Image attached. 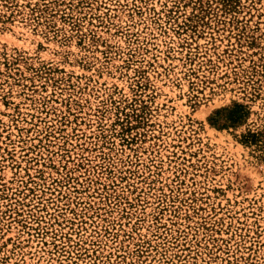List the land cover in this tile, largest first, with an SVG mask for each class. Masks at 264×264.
I'll return each instance as SVG.
<instances>
[{"label":"rangeland","instance_id":"1","mask_svg":"<svg viewBox=\"0 0 264 264\" xmlns=\"http://www.w3.org/2000/svg\"><path fill=\"white\" fill-rule=\"evenodd\" d=\"M0 264H264V0H0Z\"/></svg>","mask_w":264,"mask_h":264},{"label":"trees","instance_id":"2","mask_svg":"<svg viewBox=\"0 0 264 264\" xmlns=\"http://www.w3.org/2000/svg\"><path fill=\"white\" fill-rule=\"evenodd\" d=\"M246 109L241 105H234L233 108L228 112L227 120L231 123H236L237 121L243 119L246 114ZM258 134L248 132L243 136L244 144H251L257 141Z\"/></svg>","mask_w":264,"mask_h":264}]
</instances>
